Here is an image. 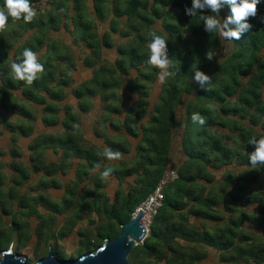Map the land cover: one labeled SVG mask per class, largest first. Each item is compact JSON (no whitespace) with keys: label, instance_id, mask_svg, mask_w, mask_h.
I'll return each mask as SVG.
<instances>
[{"label":"trees","instance_id":"1","mask_svg":"<svg viewBox=\"0 0 264 264\" xmlns=\"http://www.w3.org/2000/svg\"><path fill=\"white\" fill-rule=\"evenodd\" d=\"M188 2L190 0H92L90 10L87 0H56L37 12L38 17H43L41 24L53 27L64 17L65 24L67 17L72 19L75 43L81 42L82 47L89 50L82 62L90 69L91 77L73 88L77 112H72L70 106L64 107V132L42 136L30 144L35 153L31 157V168L19 159L21 154L12 140L9 166L14 175L9 188L13 191L15 186L21 185L30 170L43 172L39 183L44 190L61 185L55 176L59 170L65 172L74 165L75 175L64 184L61 199L41 197L46 201L44 207L50 210L45 215L35 209L20 208L18 212L1 209L0 231L11 228L10 225L23 228L25 224L29 238L35 237L33 251H37V255L44 244L46 251L39 256L46 255L51 248L56 256L62 257L57 250L58 243L54 246L44 242L50 239L44 230L58 233L56 239L62 241L85 220L86 223L75 230L77 247L69 252V257H76L75 253L92 251L104 239L116 237L120 225L154 191L162 177L174 170L176 178L162 187V205L152 217L142 243L130 252L128 261L134 263L133 259L142 255L139 264H207L202 260L211 248L218 252L219 261L224 264H264V240H253V236L241 228L243 222H248L264 230V168L251 169L245 154L252 150V146L246 144L247 137L264 134V24L249 17L252 28L238 41L229 42L226 57L208 61L204 53L218 46L220 35L206 33L198 16L190 17L185 13L183 5ZM227 13L228 7L224 5L219 15L224 18ZM261 14H264V2L257 5V16ZM159 20L160 30L156 26ZM9 21L10 29L16 31L30 25L12 18ZM99 22L108 25L101 32ZM150 29L167 36L168 55L175 65L173 75L161 85L155 99L151 93L158 70L146 63V33ZM41 34L42 31L21 49L27 45L36 49L39 41L46 40ZM1 38L5 41L0 47V62L13 46L8 37L2 35ZM113 46L116 56L112 61L103 56L102 50ZM72 56L76 57V53H57L65 62L59 67L64 79L52 89L47 88L56 101L64 96L63 87L68 82L65 74L69 69L66 66H70ZM196 63L211 76L206 92L194 83H185L191 75L190 65ZM10 77L7 65H0L1 95L19 85L10 83ZM124 91L129 98L137 95L126 107L121 101ZM96 95H99L101 111L94 132L99 134V126L105 124L122 132L117 136L103 134L106 146L127 154L131 148L128 137L137 139L133 158L120 160L117 165H102L105 159L97 153L104 148L86 140L78 128V112L89 110L91 98ZM58 109L55 103L48 110L56 113ZM193 112L207 118L204 126L191 121ZM51 122L56 123L55 119ZM49 146L62 150L59 162H46L43 149ZM174 150L178 161L172 165L169 160ZM73 158L77 159L74 164ZM233 162L248 168L238 172L223 170ZM97 163L100 167L94 168ZM108 166L114 168L111 177L118 181L112 196L105 189L108 180L99 178V172ZM216 172L220 173L218 178ZM242 203L255 204L257 211L252 213L240 208ZM224 213H227L226 218ZM3 215L10 217L9 224L3 221ZM58 215H63V221L54 226ZM22 216L38 217L36 228L30 229ZM190 216L216 221V224L213 227L205 223L196 225L189 221ZM10 243L5 247L0 245V249H7Z\"/></svg>","mask_w":264,"mask_h":264},{"label":"crops","instance_id":"2","mask_svg":"<svg viewBox=\"0 0 264 264\" xmlns=\"http://www.w3.org/2000/svg\"><path fill=\"white\" fill-rule=\"evenodd\" d=\"M87 6L90 10H92V0H87ZM41 19H43V17H38L36 15L26 29H20L18 31L10 29L11 21L8 20L5 30L0 31V33H3L2 35L8 37L9 43H13V46L6 51V55L2 57L0 62V65H7V67L9 61L21 51V46L24 44L26 45L28 43L27 41H30L34 36L39 34L40 31H42L44 40L46 37V40L42 42L39 41L40 44L33 50L38 53V58L44 63L45 72L40 75L38 80L33 81L30 86L25 85L22 81L19 82L18 80L10 77V83L19 85L17 87L9 88L7 94L5 95H1L0 93V211L3 208H11L12 212H18L20 208L27 211L35 209L39 212V214L45 215L49 213L50 210L44 207V202L46 201L41 199V197L56 200L61 199L65 190L64 184L75 175L74 165L67 168L65 172L59 170L55 176L60 181L61 185L57 188L48 187V189L44 190L42 189V185L39 183L43 178V172L30 170L29 177L23 181L21 185L15 186L13 191L9 188L12 176L14 175L9 166V163L12 161V155L10 153L13 142L12 140H14L15 145L21 154L19 159L27 165L28 168H31V157L34 156L35 153L30 149V144L42 136H52L62 134L64 132V107L70 106L72 112H77V99L74 97L73 88L82 81L91 77L90 69L85 67L82 62V57L89 50L85 46L82 47L81 42L75 43V38L73 36L74 25L72 23V19L67 17L65 24L64 17L61 19L60 23L56 24L54 27L43 25L44 23L41 24ZM107 26V23L99 22V32L106 29ZM40 27L43 28L40 29ZM2 35H0V47L5 41L1 38ZM25 47H28V45ZM59 51L65 53H76V57L72 56L69 61V63H71L70 66H66L67 69L69 68L67 74H65V78L68 82L63 87V98L56 101L52 98L47 88L52 89L57 85L61 78L64 79V75L60 72L59 67L64 66L65 62L57 57V53ZM102 52L103 56L112 61L116 56L115 46L111 48H104ZM28 90H31L32 92L28 93ZM136 98V94H133L129 98L128 93L124 91L122 93L121 101L126 107ZM52 102H55L56 107L59 108L56 113L52 110H48L53 104H55ZM100 111L101 106L99 95L93 96L91 98L90 109L78 112L77 124L80 132L86 140H89L99 148H104L106 144L104 142L103 134L117 136L118 134H122V132L121 129L120 131L112 130L109 125L105 124L99 126V134H96L94 132V125L96 124V119L98 118ZM52 119H55L56 123H52ZM132 139L128 137L131 144L130 152L127 154H121L120 160L133 158V145L137 139ZM61 152L62 150L59 149L58 146L44 147L43 156L46 162L57 163L60 160ZM76 160L77 159L75 158L72 159L73 164ZM120 160H105L102 162V165H117ZM169 161L171 162V160ZM219 176L220 173L216 172V178ZM85 183L86 180L83 184ZM117 184L118 181L116 178L111 177L108 179V184L105 189L109 196L113 195ZM239 207L252 213L257 211L255 204L248 205L242 203ZM59 217H63V215L57 216L54 226L59 225ZM224 217H227V213H224ZM2 218L5 223H10V217L3 215ZM21 219L22 221L27 222L32 230L36 228L39 221V218L36 216H22ZM189 221L196 225L205 223L208 227H213L216 224V221L194 218L192 216L189 217ZM78 226L79 224L77 227ZM241 228H243L248 235L253 236V240H264L263 229H256L248 222H243L241 224ZM75 230L67 237L76 233ZM67 237L62 239V241L64 242ZM35 242L36 240L34 236L27 241V243H33L34 245ZM208 250V256L202 260V262L207 264H224L219 261L218 252L211 248ZM213 254L217 257L216 263L211 261Z\"/></svg>","mask_w":264,"mask_h":264},{"label":"clouds","instance_id":"3","mask_svg":"<svg viewBox=\"0 0 264 264\" xmlns=\"http://www.w3.org/2000/svg\"><path fill=\"white\" fill-rule=\"evenodd\" d=\"M264 0H190L184 3V11L190 17L198 16L203 30L206 33H217L229 41H238L242 34L252 28L249 17L257 18L264 24V14L257 16V5ZM227 5L228 13L221 19L219 10ZM207 10V12H205ZM62 11V10H61ZM37 12L31 5V0H2L0 3V31L5 30L9 18L13 21L22 20L25 24L30 23ZM148 55L146 63L157 69L156 80L163 85L173 75L175 65L169 58L167 49L168 38L164 34H158L155 30L146 33ZM216 56L214 50L207 49L204 57L212 61ZM8 68L11 78L22 81L25 85H32L45 72L44 63L38 58V53L29 47H23L21 51L9 61ZM190 83H194L202 91H208L211 76L201 71L196 64L190 65ZM190 119L194 124L204 126L206 117L199 112H193ZM247 145L252 146L250 152H245L251 169L264 168V134H254L247 137ZM98 156L108 161L120 160L121 152L105 146ZM97 163L94 168H99ZM114 172L111 166L104 167L99 172L102 181L108 180Z\"/></svg>","mask_w":264,"mask_h":264},{"label":"water","instance_id":"4","mask_svg":"<svg viewBox=\"0 0 264 264\" xmlns=\"http://www.w3.org/2000/svg\"><path fill=\"white\" fill-rule=\"evenodd\" d=\"M141 217V212L131 215L120 225V232L116 237L104 239L99 247L78 257H58L51 248H48L46 255L31 263L26 256L15 253L11 247H8L1 252L0 264H133L128 261V256L137 245L142 243L146 234L143 226L140 225Z\"/></svg>","mask_w":264,"mask_h":264},{"label":"rangeland","instance_id":"5","mask_svg":"<svg viewBox=\"0 0 264 264\" xmlns=\"http://www.w3.org/2000/svg\"><path fill=\"white\" fill-rule=\"evenodd\" d=\"M221 19H223V18L221 17ZM156 24H157L156 25L157 29L160 30L161 29V21L160 20L157 21ZM229 42H230L229 40H226L223 36H220V42H219L218 46L214 49V51L216 52L215 59L217 61H220L226 57L227 52L229 51ZM190 76L188 77V79L185 80V83H190ZM160 87H161V84H159V82L157 80H155L153 83V91L151 93L152 99H155V97L157 96V92L159 91ZM256 129H258V128H256ZM221 131H226V129H222ZM132 140H135V139L133 138ZM176 161H178V154L174 150L172 153V157H171L172 165H174L176 163ZM246 168H248L247 165H239L236 162H233L232 164L225 166L223 168V170L224 169L225 170H234L235 172H238V171L245 170ZM128 181L130 182V179ZM124 186L127 187V184H125ZM17 217H20V215H18ZM62 218L63 217L58 218V221H59L58 223H61L63 221ZM17 222H20L19 219L17 220ZM85 223H86V221L83 220L81 222V224H79V226L84 225ZM10 226H12V227L11 228H3V230L0 231V245L5 247V246H7L8 242L11 241V243L9 244V247H11L15 253L18 252L19 254L26 256L27 259L29 260V262H31V263L34 262L35 260H37L39 257H41V255L39 256V254H41V252L44 253L46 251L45 250L46 245L41 244V247H40L41 252L37 255L36 254L37 251L36 252L33 251L34 244L33 243H27L26 241H23V240H27L29 238V231L26 228V225L24 224L23 228H21V227L19 228L16 225H10ZM14 227H16V228H14ZM44 233L46 235L48 234V236L50 237L49 240L44 241V242H48V244H52L54 246L56 243H58V245H59L57 247L58 253L63 258H70L69 252H73L77 247L78 236L76 233H73L72 236L67 237L64 242L56 239L58 236V233H56V235H55L50 230H44ZM30 239H31V237L29 238V240ZM1 252H2V250L0 249V255H1ZM134 252H137V249L134 250ZM80 254L75 253V255H77V256H79ZM140 256H142V255H139L138 256L139 258L135 257L133 259V261H134L133 264H135V263L139 264V262H140L139 259H141ZM129 257H130V254H129L128 258ZM137 258H138V262H137ZM216 259H217V257L215 256V254H213L211 257V261L216 263L217 262Z\"/></svg>","mask_w":264,"mask_h":264},{"label":"built area","instance_id":"6","mask_svg":"<svg viewBox=\"0 0 264 264\" xmlns=\"http://www.w3.org/2000/svg\"><path fill=\"white\" fill-rule=\"evenodd\" d=\"M56 0H36L31 1L32 7L36 10V12H41L48 8L53 2ZM176 172L174 170H170L167 174H165L162 179L159 181L158 185L154 189V191L149 194L134 210L132 215L135 213L141 212L142 217L140 219V225L143 226L145 231V237L149 231V226L152 217L157 213L158 209L162 205L163 201V193L162 187L168 182L173 181L176 178Z\"/></svg>","mask_w":264,"mask_h":264}]
</instances>
